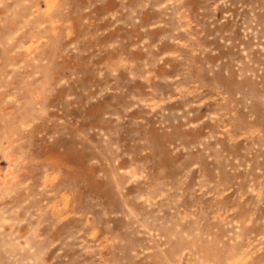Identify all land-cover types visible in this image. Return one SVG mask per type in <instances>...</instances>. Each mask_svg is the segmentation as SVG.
I'll return each mask as SVG.
<instances>
[{
  "label": "rangeland",
  "instance_id": "obj_1",
  "mask_svg": "<svg viewBox=\"0 0 264 264\" xmlns=\"http://www.w3.org/2000/svg\"><path fill=\"white\" fill-rule=\"evenodd\" d=\"M0 264H264V0H0Z\"/></svg>",
  "mask_w": 264,
  "mask_h": 264
}]
</instances>
